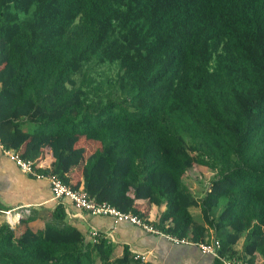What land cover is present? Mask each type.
<instances>
[{
	"label": "trees",
	"instance_id": "1",
	"mask_svg": "<svg viewBox=\"0 0 264 264\" xmlns=\"http://www.w3.org/2000/svg\"><path fill=\"white\" fill-rule=\"evenodd\" d=\"M0 138L73 188L66 171L79 167L97 201L257 264L264 0H0ZM52 217L42 228L2 222L0 264H149L63 225L62 203Z\"/></svg>",
	"mask_w": 264,
	"mask_h": 264
},
{
	"label": "crops",
	"instance_id": "2",
	"mask_svg": "<svg viewBox=\"0 0 264 264\" xmlns=\"http://www.w3.org/2000/svg\"><path fill=\"white\" fill-rule=\"evenodd\" d=\"M78 145H85L88 150H92L87 141L82 140ZM42 150L41 163L49 165V147L46 146ZM66 174L73 185L83 188L82 170L79 167H70ZM143 201L135 199V206L144 207ZM58 203L53 198L48 181L23 173L0 149V224L6 221L12 227H17L22 218L32 217V227H45L47 223L54 222L52 216ZM61 203L66 213L63 225L80 228L90 239L92 227L98 228L104 234L111 233L113 242L118 246L117 250L120 251L122 246L127 244L132 252L146 253L149 264L213 263L214 257L202 253L196 245L172 244L167 238L128 222L115 224L110 216L92 215L77 209L69 199H64ZM154 211L155 207H152V215Z\"/></svg>",
	"mask_w": 264,
	"mask_h": 264
},
{
	"label": "built area",
	"instance_id": "3",
	"mask_svg": "<svg viewBox=\"0 0 264 264\" xmlns=\"http://www.w3.org/2000/svg\"><path fill=\"white\" fill-rule=\"evenodd\" d=\"M0 149L7 155L20 170L34 178L44 179L48 181L53 198L61 203L64 199H69L72 204L79 210H85L92 215H104L110 216L115 224L121 222H128L138 227L143 228L145 231L154 233L156 235L163 236L167 238L172 244H194L201 250L204 254H211L215 258H220L225 264H247L240 261L228 260L219 254V249L221 247L220 240L217 238H212L211 242H192L185 237H178L176 235L165 233L152 223L147 222L145 219L135 214L132 211H122L118 207L112 205L107 201H97L91 197L84 188H73L70 184L64 182L62 178L56 173H44L38 170V166L35 165L34 160L23 158L20 153L14 149L7 148L1 138H0ZM91 239L97 242L101 236L114 241L111 233H102L98 228L92 227L90 231ZM135 258L146 263L147 254L143 252H133Z\"/></svg>",
	"mask_w": 264,
	"mask_h": 264
},
{
	"label": "rangeland",
	"instance_id": "4",
	"mask_svg": "<svg viewBox=\"0 0 264 264\" xmlns=\"http://www.w3.org/2000/svg\"><path fill=\"white\" fill-rule=\"evenodd\" d=\"M112 72H114V70L112 71ZM28 131H34V130H36L37 129V126L36 125H33V124H28V125H25L24 126ZM204 173V172H203ZM200 173H197L196 174V172H192V174L190 175L191 177H190V179L188 180L189 182H191V180H193L192 181V186H194L195 187V190H196V192L198 193V192H200L201 190H202V186H201V184L199 183V184H197L198 183V181H199V175ZM203 175H207V177H209V175H210V173L208 174V173H205V174H203ZM204 177V176H203ZM192 178V179H191ZM196 178H198V179H196ZM208 180V178H206L205 179V181H207ZM200 182V181H199ZM203 183V182H202ZM155 213H156V211H155ZM196 219L198 220V221H201V215L199 216V215H196ZM55 226H59V223H55L54 224ZM239 244H241V243H239ZM263 262H264V259L261 257V256H259L258 257V261H257V264H263Z\"/></svg>",
	"mask_w": 264,
	"mask_h": 264
},
{
	"label": "bare ground",
	"instance_id": "5",
	"mask_svg": "<svg viewBox=\"0 0 264 264\" xmlns=\"http://www.w3.org/2000/svg\"><path fill=\"white\" fill-rule=\"evenodd\" d=\"M11 215V214H10ZM9 216V215H8ZM21 216V215H20Z\"/></svg>",
	"mask_w": 264,
	"mask_h": 264
}]
</instances>
